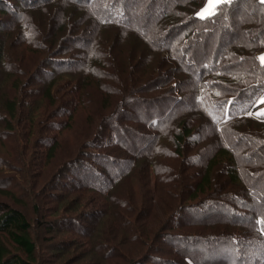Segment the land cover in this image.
Here are the masks:
<instances>
[{
  "label": "trees",
  "instance_id": "1",
  "mask_svg": "<svg viewBox=\"0 0 264 264\" xmlns=\"http://www.w3.org/2000/svg\"><path fill=\"white\" fill-rule=\"evenodd\" d=\"M25 1L31 4L34 0ZM55 1L40 0L29 10L42 12L43 7ZM68 1L71 6L90 13L103 28L118 31L112 39L99 42V47H104L103 52L91 53L86 65L79 66L82 78L75 75L77 71L73 70L72 65H54L55 69L42 88L40 98L37 97V91H32L31 84H26L28 74L23 70L19 72L20 75L12 72L6 76L4 84L10 83L11 86L9 91L0 94V158L4 160L2 164L0 161L4 165V168H0V174L5 173L7 176L11 173V176L6 180L0 179V264H54L49 255L46 256L45 243L57 239V236L62 238L66 232H70L69 229L79 235L85 232L88 240H91L82 249L88 253L76 251L80 258L78 260L86 262L84 264H160L158 258L163 253L161 242L176 240H182L187 249L176 251V257L182 258L180 262L184 264H197L196 259L190 256L196 250L203 251L202 260L198 263L230 264L232 258L224 251L240 246V236L235 233L245 232L238 227L246 228L249 224L246 221L252 220L246 219V210L242 208H247L248 216L254 212L253 223L256 227L258 225V228L255 227L256 234L262 236L264 233V228L259 229V226H264L261 223L264 221V116H258L264 112L260 111L263 105L258 102L264 97V63L260 60L264 56V3L261 0H230L220 4L214 15L202 19L198 14L206 7L207 0H165V4L159 5L156 16L153 7L158 0H146L143 4L145 19L141 20L136 14H130L136 6V0H122L120 3L126 4L123 6H117L115 0H106L104 3L100 0ZM96 2L101 4L95 6ZM4 14L6 12L1 7L0 21ZM50 16V13L36 16L40 23L38 27L46 40L43 51H38L43 56H50L60 45L62 35L69 26V17L65 16L64 22L57 21L56 25L60 26L55 30L52 24H48ZM129 37H133L130 43L135 42L136 45L144 41V52L159 56L162 63L174 62L191 75L192 101L184 113L179 110V113L172 112L164 120L154 116L141 121L146 128L160 129L163 126V129L170 127L173 130L172 142L174 155L180 160V178L177 184L172 183L164 189L170 196L164 202L170 214L168 212L164 217H156L158 213L152 209L153 205L149 201L139 199L136 202L129 193L117 197V183L124 174H118L119 178L109 179V182H103L101 173L93 174L97 177L91 179V185L77 188L72 192L75 196L73 199L65 198L63 206H49V194L62 189L59 188L61 184L65 186L60 182L67 174L74 173L77 178L88 171L97 173L93 170V164L104 158L117 162L114 157L103 152H115L116 147L112 143L116 139L121 140L115 141L119 145L125 140L118 135L108 138L107 135L115 127L112 122L106 124L102 116V126L96 138L90 141L94 133L92 136L80 137L82 140L76 138L73 145L64 140L67 151L69 147L66 153L62 132L72 128L78 95L74 91L69 92L67 96L70 103L64 107L56 108V105L58 99L62 100L59 97L61 87L63 90H67L66 87L72 90L82 81H91L92 71L98 72L100 76L97 77L100 79L104 78L108 74L106 68L113 61L112 55L107 54V48L115 41L119 45L120 42L125 46L130 45L127 41ZM3 52L2 41L0 63L5 64ZM47 58L44 64L47 66L49 63L50 66L54 61ZM119 68L126 73L125 68ZM29 80L34 83V76H29ZM106 93V103H109L112 93ZM62 108L69 112L65 120L49 126L48 118H57L61 111L65 113ZM187 110L192 112L188 113ZM196 114L207 120L206 126L214 132L217 142V150L198 170L193 169L196 157L189 154L200 140V129L195 124ZM5 140L14 141L11 151L5 147ZM45 142L48 144L43 147ZM101 142H105L107 147L100 146L101 151L99 147L92 149ZM124 148L130 150L129 146ZM10 162L20 166L13 167ZM49 163L53 166L51 173L48 169L50 166L47 168ZM72 174L69 180L74 179ZM5 181L6 184L3 183ZM89 189L98 192L96 194L100 200H104L92 214L88 206ZM61 196L64 199L65 195ZM23 197H28L29 209L21 200ZM159 202L162 203L161 200ZM83 209L82 213L89 215L83 214L82 217L80 212ZM62 210H66V214H62ZM73 212L75 214L72 215ZM186 212L195 216L196 221L191 224L194 225L193 229L184 234L185 229L180 222ZM215 213L230 215L225 221L216 218L212 224H203L210 223ZM88 217L91 219L87 225L83 220ZM155 222H158L157 227L153 226ZM62 263L64 261L57 264Z\"/></svg>",
  "mask_w": 264,
  "mask_h": 264
},
{
  "label": "rangeland",
  "instance_id": "2",
  "mask_svg": "<svg viewBox=\"0 0 264 264\" xmlns=\"http://www.w3.org/2000/svg\"><path fill=\"white\" fill-rule=\"evenodd\" d=\"M100 1L101 3H104L106 0ZM120 1L122 0H115L114 2L117 6L126 5L120 3ZM31 2L32 3L30 4L25 0H0V8L3 7L6 12L0 21V42L3 41V56L6 59L3 60L5 61V64L0 63L1 95L7 90L9 91L11 84L9 83L6 85V83L4 84V81L6 80V76L12 72V74L15 73L20 75L19 72L23 70L26 75L28 74L26 84H31L30 87L33 89L32 91H37V97L39 98L42 94L41 91H43L42 88L51 77V71H54L56 65H59L60 67L63 65H72L74 68L73 70L77 71L74 72L75 75L81 76L82 74H79L81 73L79 66L86 65L88 55H91V53L96 51H100L99 53L103 52L104 47L102 46L100 48L99 42L102 39L104 41L109 40L110 38L112 39L115 32L118 31V29L103 28L99 23L95 22L90 13L71 6L70 1L66 2V0H57L54 4L43 7L41 9L43 10L42 12L29 10L34 4L40 2V0H34ZM144 2L146 3V0H136V6L133 7V12L130 11V14H136L137 18L144 20ZM165 2V0H158L155 2L156 5L153 7L155 10V16L157 15L156 13L159 5L162 6ZM101 3L96 2L95 6H99ZM48 13L51 14L50 19H48L50 23L48 24H50V26L52 24L55 30L60 26L59 24L56 25L57 21L60 20L59 23L64 22L63 20L65 16L67 18L69 17V26L66 29L67 31L62 35L63 40L60 41V45L50 53V56L49 54L43 56V53L38 51H43L44 46H46V40L41 34L42 31L39 28L40 23L37 21L36 16H40V14H43L44 16ZM52 16L55 17L52 18ZM48 32L50 33V31ZM120 38L122 37L120 36ZM131 39H133V37H129V40L127 39V41L130 43ZM142 42L140 45L131 42L130 45L128 44L129 46H125L121 42L119 45V42L117 44V41H115V44L112 43L110 48H107V54L112 55L113 61L111 66L106 68L108 74H105L104 78L100 79L97 77L100 76V74L96 71H92L90 73L92 82L89 81L85 83L84 81L83 83L82 81V83L76 85L72 90H70L71 88L69 87H66L67 90H63L61 87V90H59V97H62V100L58 99V105H56V108L64 107L70 103L68 99L69 96H67L69 92L71 93L74 91L76 95H78L77 100H75V96L72 95L73 100H75V103L77 104L76 111H73L74 115L73 120L71 121L72 128L63 131L64 133L62 132L64 138H62V142L66 153L69 151V147L67 151V147L64 145V140L68 141L70 145H73V141H75L76 138L82 140L86 136H92L93 133L94 136L90 141L96 138L100 132V127L102 126L100 120L101 116L104 117L106 124L112 122V126L115 127L111 133L107 135L108 138H112L113 135H118L120 139L122 138L125 141L118 145L115 141L121 142V140L116 139L114 143H112L119 152H116V150L115 152H103L106 155L114 157L117 162H111L105 158L104 160L101 159L93 164V170L97 173H94L93 171L89 173L88 171L87 174H83V176L76 178V175L70 172L74 177L72 180H69L71 174H67L66 178L60 182L65 186H62L61 184L59 188L62 189L56 190L54 192L55 194L50 191L51 194H49L47 198L50 201L48 203L49 206L57 204L63 206L64 203H66L64 200L73 199L75 197L73 193L77 188L81 185H84V187L86 185H91V179L97 177L93 174L101 173L103 182H109V179L117 178L118 174H124V177L121 178L120 181L118 180L119 184L117 183V197H124L129 193L132 194V200L138 201L139 199H142L149 201V204L153 205L152 209L158 213V215L155 214L156 217H164L168 212V214H170V211L166 210V205L164 204L165 200L168 201L170 199V196L166 194L167 189L165 191L164 189L168 187V185L176 183L180 178V160L174 155V146L172 142L173 130H171L170 127L168 129H163V126L160 129H154V127L146 128L141 121L150 120L154 116L162 117L161 119L164 120L172 112L176 114L179 113V110L184 113L192 101V81L190 73L179 68L176 63L170 61L162 63L159 56L152 55V53H149L148 51L144 52L145 49ZM101 43L104 45L103 41ZM51 55L54 56L51 57ZM47 57H50V61H54L51 62L50 66H48L49 63L47 66L44 64L48 59ZM119 67L125 68L126 73L122 72ZM29 76L30 78L34 76V83L29 80ZM75 77L78 79V76ZM22 80L25 81L26 79L23 78ZM78 86L80 88H78ZM61 91H63L62 94ZM106 91L112 93L109 95V97H111L109 98V103H106ZM127 93H131V96ZM20 99L22 98L20 97ZM261 99H259V103ZM38 103V106H40V101H38ZM261 104L263 106L260 108V111L264 110V103ZM73 106H71L70 109H72ZM61 112L60 116L57 118H54L53 116L48 118L49 126H54L65 120L69 112L64 111L65 113L63 114ZM187 112L191 113L192 111L187 110ZM91 124L93 128H89ZM195 124L198 126L197 129H200L199 131L201 132H199L200 140L193 149L189 151V154H193V156L196 157L194 159L195 164L193 169L198 170L201 165L206 163L210 154L217 150V142L214 132L209 126H206V119H202L201 116L197 117ZM196 133H198V130H196ZM18 141L21 142V140ZM5 143V147H8L9 151H11L10 148L15 145L14 141L11 142V140L8 142L5 140ZM12 144L13 146H11ZM47 144L48 143L45 142L42 146L46 147ZM123 145L129 146L131 151L124 148ZM100 146L107 147V144L101 142L98 146L93 147L92 149L96 150V148L99 147L101 151ZM129 151L130 153H128ZM89 160L90 159H88V161ZM0 161L2 164V162H4L3 158H0ZM6 162L9 163V160H6ZM91 163H93V160H91ZM1 164L0 168H4V165ZM10 164L13 167L20 166L19 164L15 165L12 162H10ZM49 166L50 168H48ZM47 168L51 173L53 166L49 163ZM5 175V173L0 174V179L6 180L10 178L11 173L7 176ZM7 181L3 183L6 184ZM10 185L14 186V184ZM107 185L104 187H107ZM150 188L153 190L148 191ZM96 193L98 192L90 190L89 194H87L90 198L88 204L91 209L89 212L90 214H92V211L96 208L99 209V206L104 201H101ZM61 195L67 196H64V199H61L63 198ZM91 195L93 196L92 199ZM26 198L28 197H23L21 200L25 202L28 207L29 200ZM79 200L80 199L76 200V202ZM160 200L162 203L159 202ZM242 209L243 211L244 209L246 210V213L244 212L246 219L252 218V220L246 221L249 223L246 228L238 227L239 230H244L245 232L235 233L240 236V246L236 247V249L230 248L226 250V252L224 251V253L231 256L232 260L229 262L230 264H264V233L260 236L255 232L258 225L256 227L253 223L254 212L248 216L247 208L245 207ZM65 211L66 210L63 212L62 210L61 213L66 214ZM83 211L84 209L80 213ZM50 213L51 211L48 212L49 215ZM89 213H82V215L84 214L86 216L89 215ZM71 214L73 215L75 213L73 212ZM218 214L219 213H215L211 216L215 218H212L210 223L206 222L203 224H212L211 222H215L216 218H219L220 221H225V218L230 215L226 213H221V215ZM51 215H53V212ZM84 215L82 217H84ZM90 219L91 217H88L83 221L88 225ZM259 219L260 218H258V222ZM181 220L182 222H180V224L183 225L185 229L183 233H189V229H193L194 226H191V224L196 221L195 216L186 212ZM157 223L158 222H155L153 226L157 227ZM261 228H264V226H259L260 230ZM69 231L71 232L70 229ZM70 232H66V235L69 236L65 235L62 236V238L57 236V239L45 243V249L47 252L46 256L49 255L48 257L51 258V261H53L54 264L63 261L64 263L62 264L86 263L78 260L80 258L76 255V251L79 250L82 253H88L89 251L82 249H84V246L90 243L91 240H88L89 237L87 234H84L85 232L81 235L77 234V232ZM176 241L166 243L161 242L160 247L162 248L163 253L161 258H158L161 262L160 264H184L183 262H180L182 261V258L176 256H178L177 252L183 250L187 251V249H185L182 240ZM127 249L128 248H126V250ZM202 252V250H196L190 253V256L196 259L197 264H201V261L199 263L198 261L202 260ZM83 257L84 255L81 259Z\"/></svg>",
  "mask_w": 264,
  "mask_h": 264
},
{
  "label": "snow or ice",
  "instance_id": "3",
  "mask_svg": "<svg viewBox=\"0 0 264 264\" xmlns=\"http://www.w3.org/2000/svg\"><path fill=\"white\" fill-rule=\"evenodd\" d=\"M228 2H230V0H207L206 7L202 9L198 15L202 19L209 15H214L220 4ZM261 2L264 3V0H261ZM260 60L264 63V57H260ZM260 103H264V98L261 99ZM258 116H264V112L259 113ZM261 223H264V221H261Z\"/></svg>",
  "mask_w": 264,
  "mask_h": 264
}]
</instances>
